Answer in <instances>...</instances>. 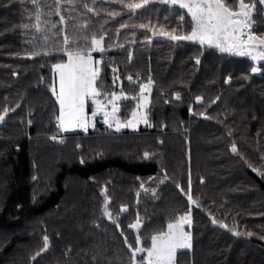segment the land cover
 Here are the masks:
<instances>
[{
  "label": "trees",
  "instance_id": "obj_1",
  "mask_svg": "<svg viewBox=\"0 0 264 264\" xmlns=\"http://www.w3.org/2000/svg\"><path fill=\"white\" fill-rule=\"evenodd\" d=\"M191 30L161 1L0 0V264H146L133 251L190 214L176 264H264V64L170 38ZM94 39L99 90L130 95L121 119L153 84L137 133L58 126L54 66Z\"/></svg>",
  "mask_w": 264,
  "mask_h": 264
},
{
  "label": "snow or ice",
  "instance_id": "obj_2",
  "mask_svg": "<svg viewBox=\"0 0 264 264\" xmlns=\"http://www.w3.org/2000/svg\"><path fill=\"white\" fill-rule=\"evenodd\" d=\"M33 2L35 3L36 0H33ZM171 2L173 4L178 3L181 8L187 9L192 21V30L189 35H172L170 36L172 40H198L201 44L214 46L221 52L238 53L240 55L246 54V47L264 46V38L251 34L255 3L250 4L246 0H234V6H232L227 4L225 0H171ZM258 2L264 5V0H258ZM127 7L136 9L142 7V5L128 4ZM65 42L67 43V41ZM93 44L98 46L100 41L94 39ZM259 55L264 58V52L259 53ZM67 56V63L54 66L59 73L58 93L55 86L52 88L53 94L56 95V100L60 105V116L57 119L62 129L67 124L86 130L85 100L100 95L94 86L98 69L93 67L90 54L69 52ZM256 70V68L252 69L253 72ZM144 87L147 88L148 85ZM115 99H118V97L113 95L109 102L111 103ZM94 103H96L98 110L104 107L98 101H94ZM113 109L116 110L115 105H113ZM95 114L93 112V116ZM107 115L105 112L106 117ZM0 119H3V117L0 116ZM105 122L107 123V119ZM130 125L131 122L125 126ZM111 126L109 124V127ZM120 127L121 125L117 121V131ZM232 151H236L235 146ZM138 223L130 225V227L136 228ZM185 223H191L189 216L181 217L177 223H169L167 231H161L151 237V247L147 249L143 247L136 248L133 251V257L137 253L146 252V264H173L177 249L191 247V235L183 229ZM45 241L47 242V237H45ZM136 242L137 244L141 243L139 238Z\"/></svg>",
  "mask_w": 264,
  "mask_h": 264
},
{
  "label": "rangeland",
  "instance_id": "obj_3",
  "mask_svg": "<svg viewBox=\"0 0 264 264\" xmlns=\"http://www.w3.org/2000/svg\"><path fill=\"white\" fill-rule=\"evenodd\" d=\"M150 1H161L164 3H169V4H173L171 2V0H150ZM173 5H178L179 4H173ZM187 11V9H185ZM254 12V11H253ZM255 36V35H254ZM192 42H197L200 43L198 40H191ZM201 44V43H200ZM202 45H206L209 46L207 44H202ZM213 48H216L214 46H210ZM218 49V48H217ZM219 50V49H218ZM247 53L246 55L248 56V58L250 60H252L255 63V67L254 68H258L261 69V64H264V58H262L259 53L264 52V46H257L255 48L252 47H246ZM104 51L103 49V45L102 42L100 41V44L94 45V50L91 51L90 54L91 58H92V63H93V67L98 69V76L97 79L95 81V87L97 89V91L100 93L99 96H96L94 98H86L85 100V108L84 111L86 113V123H87V127L86 130L85 128H81L78 126H68L67 124H65V126L63 127V129L61 128L60 122H58V126L60 127L61 131L63 133H70L72 132H83V133H88L91 130H95L96 129V125L98 127L103 126L104 128H107L108 130L114 131V132H118V133H124V132H132V133H137L140 128L142 127H147L149 124V115H148V109L150 107V101H151V93H152V87L153 84L150 83H145L142 85L141 87V92L140 94L137 96V105H136V109L133 111V113L131 114V117L127 120L124 121L123 119H121L120 117V113H121V103L123 101H126L130 98V95L124 91L123 87H122V80L118 79L116 80V89L113 92H106V93H102L99 88H98V81H99V77L101 75V64H102V60L100 57L96 56L97 54H100ZM227 53L229 55L232 54H237L239 56H243L240 55L238 53H229V52H224ZM253 57H256L255 59ZM67 63V62H65ZM255 74V72H253ZM55 87L57 90V93L59 91V73L55 68ZM148 85L147 88H145L144 86ZM115 95L116 97H118V99H115L114 101H112L111 103L109 102L112 99V96ZM56 96V95H55ZM94 101H98L101 105H103L104 107L100 110L97 109V105L96 103H94ZM113 105H115V111L113 109ZM93 112H95L96 114L93 116ZM105 112L108 114L107 117L105 116ZM135 113V115H133ZM107 119V123L105 122V120ZM117 121H119V124L121 125V127L119 128V131H117ZM129 122H131L130 126H125V125H129ZM109 124H111L112 126L109 127ZM192 205L193 202L191 201ZM185 216H189L191 223H185L183 225V229L186 233H189L191 235V247H192V232L189 231V227H191L192 225V216L190 215H185ZM182 216V217H185ZM181 218V217H180ZM180 218L173 222V223H177ZM137 224V223H135ZM142 226L141 222L138 223V226L134 229H139ZM190 247V248H191ZM190 248H183V249H177L175 255H174V260H173V264H176V257H177V253L183 250H187Z\"/></svg>",
  "mask_w": 264,
  "mask_h": 264
},
{
  "label": "built area",
  "instance_id": "obj_4",
  "mask_svg": "<svg viewBox=\"0 0 264 264\" xmlns=\"http://www.w3.org/2000/svg\"><path fill=\"white\" fill-rule=\"evenodd\" d=\"M246 53H247V50H246ZM243 56H245V57H248L246 54H244ZM257 70L255 71V74L256 75H262V73H263V70H261V69H258V68H256Z\"/></svg>",
  "mask_w": 264,
  "mask_h": 264
},
{
  "label": "crops",
  "instance_id": "obj_5",
  "mask_svg": "<svg viewBox=\"0 0 264 264\" xmlns=\"http://www.w3.org/2000/svg\"><path fill=\"white\" fill-rule=\"evenodd\" d=\"M70 133H76V132H72V131H71Z\"/></svg>",
  "mask_w": 264,
  "mask_h": 264
}]
</instances>
